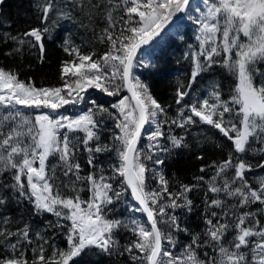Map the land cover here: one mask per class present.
I'll return each instance as SVG.
<instances>
[{
    "label": "snow or ice",
    "instance_id": "obj_1",
    "mask_svg": "<svg viewBox=\"0 0 264 264\" xmlns=\"http://www.w3.org/2000/svg\"><path fill=\"white\" fill-rule=\"evenodd\" d=\"M69 4L103 11L107 26L98 39L101 43L107 41L108 51L94 60V52L81 53L78 46L65 40L64 51L73 59L61 62L62 87L37 88L31 82L19 80L16 73L0 67V171H11L14 181L0 187L11 190L17 202L27 200L31 203L35 215H54L57 218L54 227H67L68 246L58 249L52 245V255L46 257L44 245L49 241L37 232L36 241L42 243L32 249L34 256L29 260L25 256V246L34 243L29 225L15 231L0 228V238H3L0 246L5 250L0 264H70L73 258L91 248L111 255L120 247L116 234L121 229L136 237L123 247L134 264L137 261L141 264H264V225L256 218L264 209L240 211L252 204L264 205V176L258 177V188L250 187L246 177L247 172L264 168V162L252 164L245 159L250 150L264 154V71L258 67L264 63V0H204V10L194 21L198 25L199 51L186 54L192 62L191 78L187 86L177 88L175 102L181 105L189 95L183 89H191L196 78L211 71L214 65L222 67L235 80V85L229 87L230 97L224 100L221 86L213 82L207 97L178 108L175 118H168L166 109L153 98L148 86L134 77L133 71L138 66V50L159 37L178 13H185L190 0H101L88 5H84L83 0H67L64 4L46 0L38 5L43 13L42 23L46 24L54 9L58 19L75 22V17L67 10ZM86 14L91 19V13ZM50 31L48 26L33 28L23 34L31 40L8 34L5 39L21 46L39 45L42 59L43 39ZM14 51L19 52L20 48ZM89 88L103 91L108 96H119L122 89L130 94L113 105L118 115L109 114L119 129V134L113 136L112 145L103 142L100 121L94 118L107 110L95 102L93 108L74 118L21 111L49 109L56 113L65 105L83 101L82 93ZM185 107L190 115L185 114ZM194 118L219 130L231 141L232 147L226 160L207 166L214 169V173L206 181L205 228L202 234L192 235L191 242L177 255L165 243L175 247L172 232H188V229H181L178 217L170 215L167 209L187 208L191 211L192 200L188 193L198 185H181L179 193H172L164 175L149 168L145 161L157 166L164 163L157 155L168 151L160 143L162 139L170 140L175 148L181 146L183 137L171 134L165 137L164 125L183 129L197 123ZM145 125L155 127L147 134L148 144L138 147ZM77 132H82L83 137L71 135ZM253 142L260 147L252 148ZM80 144L88 153L86 162L93 170L87 176L80 175L81 165L77 160ZM111 151H115L117 163L109 164L108 169L97 165L96 154ZM50 156L59 157L63 176L69 178V183H57L60 178L56 175V166L49 168L47 163ZM109 169L111 175L107 174ZM233 169L234 174L229 176V170ZM149 171L158 179L159 189L148 185ZM200 171L204 172L206 168L201 167ZM73 176L75 180L71 179ZM118 177L122 179L117 181ZM196 179L205 181L203 176ZM80 184L87 187V199L80 195L84 191ZM65 188L73 194H66ZM129 189L139 207L129 206L126 210L143 212L146 223L132 217L128 220L109 218L108 213L123 202ZM207 193H212V197ZM221 193L234 203L226 204L220 198ZM7 202L6 193L0 195V206ZM211 209H221V212L209 211ZM63 221L69 223L66 225ZM8 222L5 218L4 223ZM161 224L168 226L167 232L160 228ZM229 232L233 233L231 239L227 238ZM13 237L15 242H12ZM252 237L255 239H250ZM209 247L215 255L205 251L206 259L202 258L198 249ZM9 251L11 255L7 254ZM137 252L139 255L135 254Z\"/></svg>",
    "mask_w": 264,
    "mask_h": 264
},
{
    "label": "trees",
    "instance_id": "obj_2",
    "mask_svg": "<svg viewBox=\"0 0 264 264\" xmlns=\"http://www.w3.org/2000/svg\"><path fill=\"white\" fill-rule=\"evenodd\" d=\"M45 2L46 0H2V3H0V67L16 73L19 80L31 82L37 88L62 87L64 81L60 76L61 62L73 59V57L64 51V41L70 40L72 44L79 47L81 53L88 54L94 52L96 55L93 56V59H98L108 51L107 41L105 40L104 43H101L98 39L102 29L107 26V21L103 11L89 9L88 7H75L69 4L67 10L75 17V22L58 19L57 10L54 9L49 14V19L45 24L42 23V10L38 7V5ZM89 2L96 4L100 3L101 0H83L84 5H88ZM53 3L64 4L67 3V0H53ZM203 10L204 0H194L189 5V9L176 29L143 49L136 58L138 66L134 68V77L148 86L153 98L166 109L168 118H175L178 108L207 97L210 85L213 82L221 86V98L224 100L230 97L229 87L235 85V80L222 67L214 65L211 71L204 72L196 78L191 89H187L186 87L183 89L187 90L189 95L185 97L181 105H177L175 102L177 88L181 85L187 86L191 78L192 62L190 56L186 54L192 51H199V42L196 39L198 25L194 21ZM86 13H91V19H89V15ZM45 26H48L51 31L45 34L43 39L45 51L42 59L39 45L30 46L29 44H24L21 46L15 41L5 39V34H8L31 40V37H24L23 34L33 28H44ZM32 43L35 44V41L33 40ZM17 47L20 48L19 52L14 51ZM6 53H11V55H6ZM220 58L217 57V59ZM201 59L203 58L201 57ZM258 67L261 71H264V63L259 64ZM258 82L259 77H257ZM82 95L84 97L83 101L75 105H65L58 109L56 113L51 112L49 109H21V111L32 114L42 112L53 116L63 115L74 118L93 108V102H95L96 105L107 110L99 113L94 118L100 121V134L103 142L112 145L114 142L113 136L119 134V129L116 128V122L109 114L118 115L119 113L113 105L117 104L121 98L129 95L125 89H122L119 96H108L105 92L95 88L87 89ZM184 111L186 115H190L187 107L184 108ZM225 116L227 118V114ZM161 119H164V117H161ZM194 119L197 120V123L186 125L183 129L175 125H164L163 131L165 132V137L169 134L177 138L183 137L181 146L175 148L172 146L170 140L167 138L162 139L160 143L167 147L168 151L158 152L157 155L164 163L157 166L151 161H145L149 168L156 169L164 175L168 181L169 191L172 193H179L181 185H198L188 193V197L192 200L191 211L187 208L167 209L170 215L178 217L181 229H188V232H172L176 241L175 247H171L165 243V246L169 247L177 255L191 242L192 235L197 233L202 234L205 228L203 218L206 215L204 203L207 191L206 181L214 173V169L207 166L213 162L219 163L226 160L227 153L232 147L231 141L227 140L219 130L210 125L200 123L198 118ZM154 127V125L147 126L138 147L148 144V140L146 139L147 134L154 130ZM71 135L83 137L82 132L72 133ZM218 145L221 147H218ZM79 147L81 151L77 153V160L81 165L80 175L87 176L93 170L86 162L88 153L82 150V144ZM259 147V144L252 143V148ZM96 156L97 165L103 166L105 169H108L109 164L117 163L115 151L96 154ZM198 157L203 158L198 159ZM245 159L249 163L258 164L264 162V154L250 150L245 154ZM47 163L49 168L53 165L56 166V175L60 178L57 183L60 181L69 183V178L63 176V169L60 167L58 156H50ZM201 167H205L206 171L201 172ZM107 174L111 175L110 169ZM233 174L234 169L229 170L228 175L231 176ZM147 176V183L152 189H159L161 187L158 179L154 178L151 171L147 173ZM200 176H203L205 181L198 182L196 178ZM260 176H264V168L257 167L246 173L250 187H259L257 180ZM71 179L75 180V177L73 176ZM121 179L118 177L117 181ZM117 181H113V183L117 187H120ZM6 183H14L12 172L0 171V185ZM79 186L84 188V191L80 193L81 197L87 199L89 192L86 185L80 184ZM64 192L68 195L73 194L68 188H65ZM5 193L8 202L0 206V228L6 227L15 231L18 228L24 227L25 224L29 225L34 241L32 245L25 246V256L29 260L34 256L32 249L37 244L42 243V241H36L35 234L37 232H40L49 241L48 244L44 245L46 257L52 255V245H55L58 249L67 248V240L65 239L67 227L63 229L54 227L57 222V218L54 215L50 213L35 215L31 203L27 200L17 202L13 198L11 190L0 187V195H4ZM212 195V193H207L208 197H212ZM220 198L224 199L228 205L234 203L233 199L224 196L222 193L220 194ZM129 206L138 207L127 190L123 202L116 205L115 211L108 213L109 218L128 220L132 217L141 222H147L143 212L131 213L127 211L126 209ZM257 209H264V205L256 203L252 204L250 208L240 209V211L248 210L256 212ZM212 210L221 212V209H211L209 211ZM5 218L9 220L7 224L4 223ZM256 218L264 225V211L258 212ZM62 223L67 225L69 222L63 221ZM159 226L164 231H168L166 224ZM232 234V232H229L227 238L231 239ZM201 238L203 239V236ZM2 239L0 238V240ZM15 239L13 237L12 242H15ZM116 239L120 247L114 250L111 255L103 253L96 248L85 249L79 257L73 258L70 264H134L129 253L123 251V247L132 240H135L136 237L126 229H121L117 232ZM250 239L254 240L255 237ZM205 251L209 255H215L211 247L207 249L201 248L198 249V252L202 258L206 259L204 257ZM4 254L5 250L0 246V257ZM7 254L11 255L12 253L9 251ZM135 254L139 255L138 252ZM136 264H141V262L137 261Z\"/></svg>",
    "mask_w": 264,
    "mask_h": 264
},
{
    "label": "water",
    "instance_id": "obj_3",
    "mask_svg": "<svg viewBox=\"0 0 264 264\" xmlns=\"http://www.w3.org/2000/svg\"><path fill=\"white\" fill-rule=\"evenodd\" d=\"M193 0H190V4L192 3ZM186 13V12H185ZM185 13H178L174 18L173 20L166 26V28L164 29V31L161 33V35L159 37H156L153 41H151L148 45H143L141 47L140 50H138V53H140L144 48L148 47L149 45L155 43L156 41H158L160 38H162L163 36H165L167 33L173 31L175 29V27L181 23V21L183 20L184 16H185ZM126 90V89H125ZM127 92V91H126ZM128 95H130L128 92H127ZM134 103V102H133ZM148 125H145V128L142 130V136L144 135L145 131H146V128H147ZM141 136V138H142ZM141 140V139H140ZM140 142V141H139ZM139 144V143H138ZM138 146V145H137ZM130 193V189L128 190ZM139 206V205H138ZM146 216V215H145ZM147 218V217H146ZM150 226V225H149Z\"/></svg>",
    "mask_w": 264,
    "mask_h": 264
}]
</instances>
